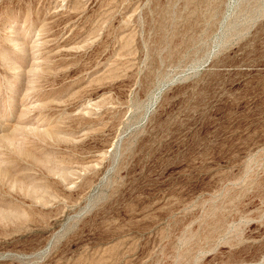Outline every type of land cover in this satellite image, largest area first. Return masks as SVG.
Segmentation results:
<instances>
[{"label":"rangeland","instance_id":"374dc122","mask_svg":"<svg viewBox=\"0 0 264 264\" xmlns=\"http://www.w3.org/2000/svg\"><path fill=\"white\" fill-rule=\"evenodd\" d=\"M0 264H264V0H0Z\"/></svg>","mask_w":264,"mask_h":264}]
</instances>
